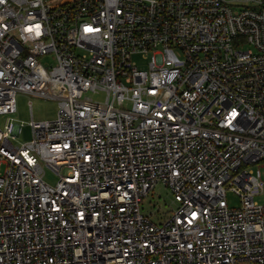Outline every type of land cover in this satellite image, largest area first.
Returning <instances> with one entry per match:
<instances>
[{
    "label": "built area",
    "instance_id": "1",
    "mask_svg": "<svg viewBox=\"0 0 264 264\" xmlns=\"http://www.w3.org/2000/svg\"><path fill=\"white\" fill-rule=\"evenodd\" d=\"M18 93L59 112L0 127V264H264V0H0V115Z\"/></svg>",
    "mask_w": 264,
    "mask_h": 264
},
{
    "label": "rangeland",
    "instance_id": "2",
    "mask_svg": "<svg viewBox=\"0 0 264 264\" xmlns=\"http://www.w3.org/2000/svg\"><path fill=\"white\" fill-rule=\"evenodd\" d=\"M132 60L143 70L149 68L150 55L145 58L142 54H135L132 56ZM43 62L48 65H53L55 62L54 56H47L43 59ZM90 97L103 101L106 98V94H90ZM16 103L17 111L14 114L0 115V127H3L9 118H13L16 125L23 126L21 134L18 137V142L16 143L28 141L32 137V119L36 122L52 121L58 116L59 102L55 99L18 93ZM57 179L58 177L50 170L46 171V180L48 182L55 183ZM227 200L231 207L236 208L240 206V197L233 191H227ZM256 201L259 204H264V192L256 197ZM177 205L178 203L172 192L165 186L159 184L144 199L141 207L146 215L154 222L159 223L169 218Z\"/></svg>",
    "mask_w": 264,
    "mask_h": 264
}]
</instances>
